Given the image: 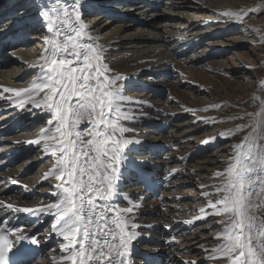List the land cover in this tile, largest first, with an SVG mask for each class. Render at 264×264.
<instances>
[{
	"label": "bare ground",
	"instance_id": "1",
	"mask_svg": "<svg viewBox=\"0 0 264 264\" xmlns=\"http://www.w3.org/2000/svg\"><path fill=\"white\" fill-rule=\"evenodd\" d=\"M0 1H7L5 7L0 2V130L10 125L8 122L11 117L13 123L20 121L24 125L20 134L0 138L2 163L17 164L15 168L0 174V199H3L5 192L12 191L15 195L10 198L11 201H4L5 205L40 209L56 201L54 185L60 183L54 177L44 178L45 173L53 168V158L50 154L43 153L45 142L42 140L40 144L28 143L35 140L37 134L46 126L43 119L47 110L34 107L30 101L21 105L20 98L14 92H4L3 89H27L37 79L36 73L39 65L43 63L39 57L44 48L37 52L34 47H39L41 41L45 47V37L50 35L45 23L38 16V11L42 7L61 8L66 5L64 0H18L16 3V0ZM82 13L83 21L84 18L91 17L89 22L85 20L84 23L90 30L92 40L103 50V62L111 69L109 75H123L128 78L122 82L117 81L116 86L124 83L122 91L125 96L132 101L147 102L143 105L125 103L122 106L121 117L134 112L137 115L135 121L120 120L125 128L130 129L122 134V138L132 141L123 149L131 153V157H128L129 164L145 165L162 179L166 174L171 175L167 171L178 169L179 166L173 165L176 157L187 163L194 156L190 155L198 150L200 152L196 154H200L213 143L225 139L234 141L188 167L190 172H197V175L170 181V187H173L169 194L178 197L172 196V199L168 195L167 209L163 213L158 209L157 202L141 199L143 196L140 194L143 192L135 181L126 187L124 198L127 206L134 207L131 217L139 225L135 232L140 236L145 224L152 225L168 219L171 215L181 214L184 206L185 212L188 209L191 212L197 209L193 204L195 194L180 190L178 184L192 187L195 182L197 185L198 174L202 180L207 171L215 172L214 177L222 179L217 174L225 168L224 165L228 166L234 160L232 155L235 152V143L241 135L236 129L247 125V120L244 115L242 119H236L233 108L251 105L258 98L255 88L247 89L248 83L243 84L241 79L255 77L264 71L262 64L259 65L257 61L260 58L259 50L264 47V34L259 33L264 30V20H257V28L250 30L246 25L242 27V24L250 16L252 20L248 24L254 25L255 18L264 13V0H87ZM224 13L239 15L228 16ZM55 15L57 19L61 18L59 13ZM99 15L109 20H102L103 17ZM126 19H129L128 24L121 23ZM36 24L43 30L42 36H32L35 41H28L31 36L28 34L34 31ZM82 42L91 43L86 38ZM192 46L194 48L190 49ZM224 68L235 78L228 80V74L222 76L219 70L223 71ZM26 77H31V81L24 83ZM155 88L167 89L170 94L163 100L149 91ZM42 95L43 93L37 95L35 99L40 100ZM187 116H191L189 121L180 120ZM157 117L159 122L171 123V129L165 134L157 133L147 125V121ZM35 123L39 128L31 131ZM81 125L88 127L84 122L79 126ZM225 132L228 133L227 136L221 135ZM116 135L121 138L119 132ZM151 143L168 146L166 154L156 159L146 155L145 146ZM38 153L42 154L39 156ZM206 153L208 152L204 154ZM218 164L220 166L215 167ZM36 166H39L37 170ZM167 166L169 170L166 171ZM124 170L128 171L125 168ZM34 171V177H28ZM219 183L212 185L219 186ZM37 190L43 196L38 194L35 199H30ZM210 193L214 196L208 200L213 203L223 194L215 193L214 190ZM175 209H179L178 212ZM152 212L156 217L151 218ZM4 216L14 220L13 226L25 221L19 226L22 231L16 232L19 236L37 232L42 223H48L44 231H38L37 237L44 258L35 264H70L69 261L61 259L67 255V252L61 251L66 241L52 230L55 221L52 212H41L33 216L0 209V220ZM42 216L45 218L41 220ZM215 217L221 223L226 221L222 216ZM191 218L193 217L187 219ZM52 240L58 243L54 249L49 247ZM196 245L182 244L181 248L172 251L169 263L185 264L192 257H198L201 253ZM213 260L216 264H225L222 257Z\"/></svg>",
	"mask_w": 264,
	"mask_h": 264
},
{
	"label": "snow or ice",
	"instance_id": "2",
	"mask_svg": "<svg viewBox=\"0 0 264 264\" xmlns=\"http://www.w3.org/2000/svg\"><path fill=\"white\" fill-rule=\"evenodd\" d=\"M86 3L87 0L84 3L64 0L65 7L39 9L38 16L50 35L45 37L39 57L43 63L39 65L37 79L27 89H3L14 92L21 105L30 101L34 107L47 110L43 119L46 126L28 143L45 142L43 153L53 158V168L44 178L54 177L60 182L54 185L57 199L40 209L17 208L0 199V209L33 216L52 212L55 216L52 230L66 241L61 251L67 255L61 259L70 264H129L132 241L137 235L133 230L139 227L127 215L134 213V207H112L108 202L120 195L118 182L123 179L122 169L129 159L123 149L132 142L122 138L130 129L119 121L137 119L135 112L121 117L122 106L147 102L132 101L125 96L124 83L116 86L117 81H125L127 77L109 75L111 69L103 62V50L92 40L82 19ZM57 12L65 22L71 21L72 35L56 27ZM85 38L91 43H83ZM41 93V99L36 100ZM247 115H253L248 125L253 130L245 136L243 145H237L243 150L234 155L235 163L229 164L226 172L217 174L223 180L221 185L214 186V191L224 194L214 203L209 200L195 217L199 220L222 216L229 222L217 237L222 243L211 252L213 258H224L225 264H264V143L260 142L264 140V107L257 114ZM82 122L88 125L86 129L78 128ZM117 132L121 138H117ZM131 166L142 172L139 165ZM201 194L209 195L203 191ZM2 224L4 221L0 220ZM20 231V228L7 229L9 233ZM29 239L37 243L34 238ZM11 248L5 228L0 227V264H11V258L5 256ZM17 264H31L26 253L20 254Z\"/></svg>",
	"mask_w": 264,
	"mask_h": 264
},
{
	"label": "rangeland",
	"instance_id": "3",
	"mask_svg": "<svg viewBox=\"0 0 264 264\" xmlns=\"http://www.w3.org/2000/svg\"><path fill=\"white\" fill-rule=\"evenodd\" d=\"M18 0H16L14 3H16ZM161 1H163V0H161ZM1 2V1H0ZM1 3H4V2H1ZM7 5V1L2 5V7H5ZM56 8H60V7H56ZM58 13V12H57ZM99 16H101V15H99ZM101 17H103V16H101ZM250 16H247L246 18H245V21L243 22V24H242V27H244L245 25L248 27V30H250L251 28L253 29V28H257V27H255V25L256 24H259L258 23V21L259 20H264V13H262L261 15H259L258 17H256L255 18V21H254V25L253 26H249V22L252 20V19H250L249 18ZM91 19V17L90 16H88V17H86V18H84V21L86 20V21H88L89 22V20ZM102 20H109V18H105V17H103L102 18ZM258 20V21H257ZM121 23H123V24H128L129 23V21H124V22H121ZM264 23V22H263ZM66 24V25H65ZM55 25L56 26H59L61 29H62V31H63V33L64 34H67L68 35V33L70 32V34L72 33L73 34V26H72V24H71V21L69 22H65V19L63 18V17H61L60 19H56V21H55ZM63 27H62V26ZM69 25V26H68ZM66 26V27H65ZM261 27H263L262 25H261ZM2 28V24H0V29ZM43 29V28H42ZM72 30V31H71ZM260 30H262V29H260ZM42 31L43 30H41V27L39 26V25H35V29H34V31L32 32V31H30V33H31V36L28 38V41L29 40H32L33 42L35 41V39L32 37V36H35V35H38V34H41V36H42ZM40 32V33H39ZM68 32V33H67ZM264 32V30H262L261 32H259V33H261V34H264L263 33ZM71 34V35H72ZM43 44V45H42ZM34 45V44H33ZM250 47V46H249ZM30 48V47H29ZM35 48V50L37 51V52H39L40 50H42L43 48H44V43H42V41H41V45H39V47H34ZM33 48V49H34ZM40 49V50H39ZM39 50V51H38ZM259 53H260V58H259V60H257L258 61V63H259V65L260 64H262L261 66H263V69H264V47L261 49V51L259 50ZM253 62V61H252ZM255 62V61H254ZM256 63V62H255ZM214 70H216V69H214ZM213 70V71H214ZM224 70H227V69H223V71L221 70H219V73L222 75V76H225V75H227L229 72H228V70L227 71H224ZM217 72V71H216ZM227 72V73H226ZM263 72V73H262ZM252 77V78H251ZM250 78H245L244 80L243 79H241V81L243 82V84H247L248 83V86H247V89H249V88H255V91H256V93L258 94L257 96H258V98L256 99L257 101H255L254 103H252L251 105H247V106H237V107H235V108H233V111L232 112H234V114L236 115V116H239V117H242L243 115H244V117H246V120H247V125H244V127H243V129L241 128V127H238L237 129H236V131H239V133L238 134H241L240 135V139H239V141H237L236 143H235V152H234V154L232 155L233 157H234V155H236L238 152H240V151H242L243 149L241 148V149H238L237 148V145H243L244 144V138H245V136H247V135H249L251 132H252V128L251 127H249L248 125H250L251 123H252V121H253V115H247V114H257V113H259L260 111H261V109H262V107H264V71L262 70L261 71V73H259L257 76H255V77H253V76H251ZM226 78H228V80H230L231 78H235V76L234 75H231V74H228V77H226ZM31 80V78L30 77H26L25 78V80H24V83H27L26 81H30ZM246 82V83H245ZM237 87H238V85H236ZM240 87H242V86H240ZM259 92V93H258ZM228 106V105H227ZM190 117L191 116H189V118L186 120V121H189L190 120ZM36 128V126L35 127H33V129H35ZM241 128V129H240ZM239 129V130H238ZM250 130V131H249ZM34 131H36V129L34 130ZM211 131V130H210ZM241 131V132H240ZM246 132V133H245ZM243 133V134H242ZM245 133V134H244ZM261 142V141H260ZM264 142V140H262V142L261 143H263ZM161 143H165L164 141H161ZM234 143V141H232L231 139H225V140H222V141H220V142H216V143H213V144H211V145H209L204 151H202L200 154L202 155V159H205L207 156H209L210 154H212V153H214V152H216L217 150H219L221 147H223V146H228V145H230V144H233ZM200 152V150H198L197 152H195V153H193L192 155H190V156H193V155H195L196 153H199ZM205 152H208V153H206V155L204 154ZM232 156H231V158H232ZM202 159H200V160H202ZM200 160H198V161H200ZM167 161H169V160H167ZM198 161H194V163H196V162H198ZM235 163V160H233V161H231L230 162V164H232V163ZM188 164V165H187ZM173 165H177V166H179L178 167V169H172V170H174L173 172H174V174H179V179L180 180H184L185 179V177H189V176H195V175H197V172L196 173H194V171L192 172H190V169L188 168V167H190L191 165H194V164H192L191 163V161L190 162H187V163H184V162H181L179 159H178V157H176V163H174ZM170 166V165H169ZM169 166H167V168H166V171L167 170H169ZM219 167L220 166V164H218V165H215V167ZM229 166V165H228ZM228 166H225L224 165V169L221 171V169H219L220 171H221V173L222 172H225L226 170H227V168H228ZM169 174H172V172H169V171H167ZM215 173V172H214ZM214 173H211V172H206V177L205 178H202V180L204 181V182H202V180H200V174H198V185H200L199 187H195V189L193 188V190H195L196 191V194L198 193V191L200 190V188H201V185H203V189H201V191H205V186H208L209 187V189H214L213 187H214V185H212V184H215V183H219V185H221V183H222V181L221 180H223V177H222V179H218V178H216V177H214V175H216V174H214ZM204 175V174H203ZM211 176V177H210ZM214 179V180H213ZM218 179V180H217ZM213 181V182H212ZM209 183V184H208ZM216 184V185H217ZM192 185H195V182L194 183H192ZM185 186H187V185H185ZM189 187V186H188ZM190 188V187H189ZM186 191H191V190H186ZM224 194V193H223ZM222 194V195H223ZM196 196V195H195ZM213 196V195H212ZM209 199V198H208ZM197 208V207H196ZM195 208V209H196ZM193 213V212H192ZM40 219H41V217H40ZM229 222L226 220L225 222H223V223H221L220 224V227L219 228H224L225 227V225L226 224H228ZM222 226V227H221ZM219 228H213V230H208V229H206V230H204L203 231V235H202V233L199 231V233H200V237L201 238H203L202 239V243H205L204 245H206L207 247H208V249L209 248H211L209 251L211 252L213 249H212V246L211 245H213V247L217 244V242H221L222 243V241H221V239H218L217 237H218V232L217 231H219ZM214 229H216V230H214ZM222 231V230H221ZM207 232H212L211 234H205V233H207ZM217 234H216V233ZM216 234V235H215ZM205 235H207V236H205ZM213 235H215V236H213ZM208 236H210V238L208 237ZM204 237H206V238H204ZM215 240V241H214ZM219 240V241H218ZM210 241V242H209ZM213 243H215V245L213 244ZM200 248V247H199ZM203 248H205V247H203ZM209 251H207V252H209ZM201 254H205V252H202ZM214 258H212L211 260L209 259V262L207 261V263L205 262V264H216L215 262H214V260H213Z\"/></svg>",
	"mask_w": 264,
	"mask_h": 264
}]
</instances>
